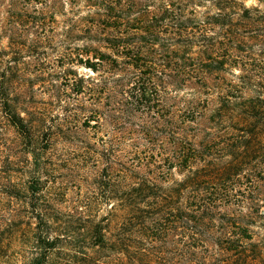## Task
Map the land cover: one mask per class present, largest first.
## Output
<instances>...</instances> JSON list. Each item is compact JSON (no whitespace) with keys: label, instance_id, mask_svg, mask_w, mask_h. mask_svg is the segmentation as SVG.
<instances>
[{"label":"trees","instance_id":"trees-1","mask_svg":"<svg viewBox=\"0 0 264 264\" xmlns=\"http://www.w3.org/2000/svg\"><path fill=\"white\" fill-rule=\"evenodd\" d=\"M255 1L0 0V264H264Z\"/></svg>","mask_w":264,"mask_h":264},{"label":"rangeland","instance_id":"rangeland-1","mask_svg":"<svg viewBox=\"0 0 264 264\" xmlns=\"http://www.w3.org/2000/svg\"><path fill=\"white\" fill-rule=\"evenodd\" d=\"M255 5H256V1L255 0H246V6L250 7V6H255ZM261 8L264 10V6H261ZM243 55L246 58H250V60H251V61H248V62H250V64H252V66H249L248 64H246L247 65V70H249V71H250V69H254L255 68L254 67L255 61H253V60L262 62V60L264 59V53H259L256 50H252L251 52H248V54L243 53ZM245 60H249V59H245ZM78 72H79V74H83V75L89 74V71H87L85 69H79ZM238 73H239V71L236 69L235 70V74H238ZM36 97L40 101H45V100L48 101V99H49V97H47L46 95H42L40 93H37ZM55 111H56V108H55ZM65 147H67V145H65ZM73 147H74V145H73ZM62 148H63V145L60 144L58 146V149L64 150L67 153L71 150L70 147L67 148V149H62ZM59 159L60 158L57 159V162L59 164H61ZM76 162L77 161L73 159V161H71V164H76ZM67 167L68 166L63 167V168L59 167L57 169V172L54 175L55 176L60 175V178L55 179L57 182H59V183L67 182L68 183V185H66L64 187V190L61 193L63 195H65L64 201L65 200L67 201V205L72 207V206L76 205V203L78 202L79 194L83 193V191H85V187H84L85 185H84V180H83V176H82L84 171L82 172L80 170H74V171L72 170L70 172L69 170H67ZM55 176H54V178H55Z\"/></svg>","mask_w":264,"mask_h":264}]
</instances>
